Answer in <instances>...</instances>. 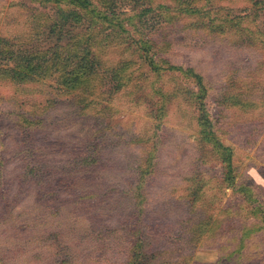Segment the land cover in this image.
<instances>
[{
	"label": "rangeland",
	"instance_id": "rangeland-1",
	"mask_svg": "<svg viewBox=\"0 0 264 264\" xmlns=\"http://www.w3.org/2000/svg\"><path fill=\"white\" fill-rule=\"evenodd\" d=\"M0 264H264V0H0Z\"/></svg>",
	"mask_w": 264,
	"mask_h": 264
},
{
	"label": "trees",
	"instance_id": "trees-1",
	"mask_svg": "<svg viewBox=\"0 0 264 264\" xmlns=\"http://www.w3.org/2000/svg\"><path fill=\"white\" fill-rule=\"evenodd\" d=\"M88 3H89L88 1H87V2H81L80 6H82V7H86ZM206 124H207V126H208V125H210V122L207 120ZM211 134H213V132H210V133H209V135H211ZM223 148H224L225 150H227V149H226L227 147L225 148V147L223 146ZM220 149H222V148H220ZM222 151H223V149H222ZM221 156L224 157V160H223L224 162H223V164L227 165V168H228V170H229V171L226 173V177H227L228 180H229V179H231V178H230V173L233 171V164H232V161H231L230 158L226 160V158H225V157H226L225 152H223ZM227 168H226V169H227Z\"/></svg>",
	"mask_w": 264,
	"mask_h": 264
}]
</instances>
